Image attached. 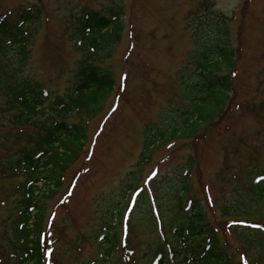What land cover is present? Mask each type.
Wrapping results in <instances>:
<instances>
[{
  "label": "rangeland",
  "instance_id": "obj_1",
  "mask_svg": "<svg viewBox=\"0 0 264 264\" xmlns=\"http://www.w3.org/2000/svg\"><path fill=\"white\" fill-rule=\"evenodd\" d=\"M35 6L41 16L32 29L33 44L23 73L52 97L65 95L74 83L80 58L71 40L75 17L83 10L108 15L118 8L123 15L122 38L103 63L111 70L114 90L103 110L86 121L87 139L79 159L64 173L62 188L45 202L47 264H99L92 236L105 234L110 225L120 239L128 236L127 249L135 254L126 262L148 263L145 249L159 232L152 220L147 222V215L155 198L162 213L169 211L164 202L176 204L183 194L178 176L189 156L194 164L187 182L190 196L206 205L210 222L217 221L233 263L264 264L242 233L233 234L234 227H225L229 219L261 222L264 212V201L248 194L254 179L264 174V0H0V16L14 19ZM222 29L228 32L235 64L224 114L193 143L176 141L161 147L147 164L138 166L143 125L157 122L163 111L189 105L176 78L188 67L186 54L218 37ZM195 36L202 39L200 43ZM5 104L0 96V156L9 147L7 138L21 130L31 132L10 125L9 117L2 116ZM10 148L19 149L13 144ZM2 171L0 167V246L15 218L12 189L18 183ZM131 183L135 190L129 188ZM141 192L147 201L140 209ZM120 205L119 224L115 219L110 222ZM229 206L250 211L246 217H219L218 209ZM116 251L110 264L124 260L123 252L118 247ZM259 258L264 260V253Z\"/></svg>",
  "mask_w": 264,
  "mask_h": 264
},
{
  "label": "trees",
  "instance_id": "obj_2",
  "mask_svg": "<svg viewBox=\"0 0 264 264\" xmlns=\"http://www.w3.org/2000/svg\"><path fill=\"white\" fill-rule=\"evenodd\" d=\"M81 12L71 24V40L80 55L74 83L65 95L55 97L23 73L30 57L29 47L33 44L32 29L40 19L41 9L37 6L25 8L14 19L0 16V96L6 99L2 116L9 117L12 127L25 126L31 131L27 135L21 130L19 135L7 138L5 142L9 147L0 156V167L6 173L4 177L18 182L12 189L16 196L15 218L9 221L10 230L3 235L0 264H47L46 230L43 229L45 202L52 200L62 188L64 173L79 159L84 148L86 121L103 110L115 87L111 70L103 63L122 38V11L114 9L108 15ZM228 36L222 29L218 37L208 39L199 49L186 54L188 67L181 69L176 78L189 105L163 111L157 122L143 125L138 166L147 164L151 154L161 147L176 141L193 143L224 114L233 91L235 65ZM196 39L198 43L202 40L198 36ZM73 117L78 121L71 122ZM12 144L19 149L10 148ZM185 163L181 168L184 176L182 173L178 176L183 194L177 197L176 204L164 202L169 211L162 213L153 197V216L150 211L147 215L150 218L146 220L148 223L152 220L159 236L145 249L149 254L145 264H234L232 253L220 238L217 221L215 225L210 222L208 214L211 217V213L206 205L190 196L191 187L187 182L194 168L193 158L189 156ZM130 187L133 188L132 183ZM248 191L256 201H264V174L254 179ZM149 193L152 196L151 191ZM139 197L143 199L137 201L141 209L147 198L144 192ZM122 206L114 208L110 222L115 219L119 224ZM249 211L250 208L237 211L231 206L220 207L218 216L228 220L232 215L246 217ZM261 215V222L246 220L241 224L229 219L225 227H234L233 234L242 233L245 243L258 250L257 260L264 262L259 258L261 252L264 253V212ZM128 219H124V224L128 225ZM105 229V234L92 236L100 255L97 262L112 263L118 247L124 257L120 264H129L126 260L130 261L135 253L127 249L128 236L120 239L111 225Z\"/></svg>",
  "mask_w": 264,
  "mask_h": 264
}]
</instances>
